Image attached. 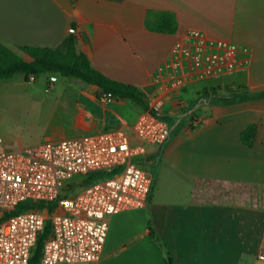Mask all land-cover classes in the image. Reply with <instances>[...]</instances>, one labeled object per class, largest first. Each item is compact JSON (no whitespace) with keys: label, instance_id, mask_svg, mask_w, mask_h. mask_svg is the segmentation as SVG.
<instances>
[{"label":"crops","instance_id":"crops-1","mask_svg":"<svg viewBox=\"0 0 264 264\" xmlns=\"http://www.w3.org/2000/svg\"><path fill=\"white\" fill-rule=\"evenodd\" d=\"M161 12L175 14V33L147 28ZM191 29L237 46L239 65L173 89L157 78ZM71 34L93 68L137 87L149 109L158 99L174 106L183 94L191 103L202 99L195 126L190 112L159 115L170 135L140 158L151 174L156 168L154 190L145 207L112 217L99 264H166V253L176 264H264L257 257L264 245V99L224 106L204 93L193 97L209 87L218 96L264 92V0H0V42L11 48L58 49ZM75 81L84 122L61 124L64 138L113 128L132 134L143 111L128 115L129 105L112 104L97 86ZM250 124L258 126L252 147L241 141Z\"/></svg>","mask_w":264,"mask_h":264},{"label":"built area","instance_id":"built-area-1","mask_svg":"<svg viewBox=\"0 0 264 264\" xmlns=\"http://www.w3.org/2000/svg\"><path fill=\"white\" fill-rule=\"evenodd\" d=\"M239 53L234 44L191 29L157 81L168 79L180 89L190 80L223 77L238 67ZM162 105L158 99L144 110L132 134L114 129L10 149L0 132V264H31L48 223L51 235L36 264H99L112 217L148 203L153 175L137 160L170 135L168 123L156 113ZM97 172L110 176L61 198L66 181ZM20 204L52 209L30 208L7 217ZM257 257L264 262V245Z\"/></svg>","mask_w":264,"mask_h":264},{"label":"rangeland","instance_id":"rangeland-1","mask_svg":"<svg viewBox=\"0 0 264 264\" xmlns=\"http://www.w3.org/2000/svg\"><path fill=\"white\" fill-rule=\"evenodd\" d=\"M56 78V80H54ZM76 79L59 76L51 73L42 74L27 81L23 74L0 81V132L5 144L10 149H19L38 145L51 137L53 140L69 137L67 131L61 126L80 125L84 122L83 114L77 108V97L73 94L76 88ZM195 91L194 96L204 93H216V88ZM183 94L181 102L174 106L166 105L156 110L158 115L177 116L190 112L189 126H195V118L201 113L202 99L190 102ZM113 102H121L129 105L126 109L128 115L136 116L144 110L131 101L125 99H111ZM146 103V102H145ZM125 108V107H123ZM153 108V107H152ZM125 110V109H124ZM194 112H198L195 114ZM175 122H171L174 127ZM115 129V128H113ZM138 162L140 160H137ZM141 163V162H140ZM152 164H148L151 170ZM86 178L76 176L66 181L62 194H71L83 186Z\"/></svg>","mask_w":264,"mask_h":264},{"label":"trees","instance_id":"trees-1","mask_svg":"<svg viewBox=\"0 0 264 264\" xmlns=\"http://www.w3.org/2000/svg\"><path fill=\"white\" fill-rule=\"evenodd\" d=\"M147 28L153 32L173 34L177 31L178 22L175 14L171 12H161L155 14L154 19L147 22ZM76 45L77 41L75 34L69 35L64 40L63 45L58 49L33 48L28 46L11 48L0 42V81L10 79L17 74H23L27 81L31 77H38L46 73L59 74L64 77L79 79L88 85L97 86L102 90L105 96L112 99L129 100L143 109L147 108L144 98L137 87L110 79L97 71L93 68L86 55L78 53ZM208 95L209 99L211 98L217 105L224 106L264 99V92L243 91L226 96H218L215 94ZM257 130V124H250L241 133V141L243 144L252 147L257 138ZM152 174L154 179L152 187L153 192L156 180L155 167L152 168ZM108 176H110V174L104 172L92 173L88 177H85L86 180L82 187L97 180L105 179ZM75 192L71 194H62L61 198L71 196ZM30 208H47L51 210L52 206H30L28 204H20L13 211L8 213L7 217ZM50 235L51 226L48 223L37 240V244L31 256V264H36L40 261L45 242ZM154 236L160 242L159 237L156 235ZM165 260L166 264H176L175 260L168 253L165 254Z\"/></svg>","mask_w":264,"mask_h":264}]
</instances>
